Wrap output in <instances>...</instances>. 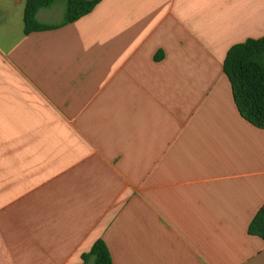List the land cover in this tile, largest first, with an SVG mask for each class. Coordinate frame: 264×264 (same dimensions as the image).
Returning <instances> with one entry per match:
<instances>
[{
	"label": "crops",
	"instance_id": "1",
	"mask_svg": "<svg viewBox=\"0 0 264 264\" xmlns=\"http://www.w3.org/2000/svg\"><path fill=\"white\" fill-rule=\"evenodd\" d=\"M0 0V264H264V128L222 63L264 0H100L24 32ZM64 0L36 20L59 24Z\"/></svg>",
	"mask_w": 264,
	"mask_h": 264
},
{
	"label": "trees",
	"instance_id": "2",
	"mask_svg": "<svg viewBox=\"0 0 264 264\" xmlns=\"http://www.w3.org/2000/svg\"><path fill=\"white\" fill-rule=\"evenodd\" d=\"M55 0H25L23 29L25 33L53 28L75 21L90 12L100 0H64L63 18L59 24H42L36 20L40 8L51 5ZM222 69L230 84L233 101L239 114L252 125L264 128V35L247 38L233 44L226 52ZM249 234L264 240V208H260L247 226ZM83 263L113 264L108 248L97 238L89 250L81 254Z\"/></svg>",
	"mask_w": 264,
	"mask_h": 264
},
{
	"label": "built area",
	"instance_id": "3",
	"mask_svg": "<svg viewBox=\"0 0 264 264\" xmlns=\"http://www.w3.org/2000/svg\"><path fill=\"white\" fill-rule=\"evenodd\" d=\"M263 208H264V206H263Z\"/></svg>",
	"mask_w": 264,
	"mask_h": 264
}]
</instances>
